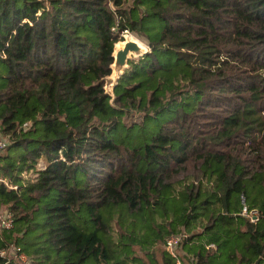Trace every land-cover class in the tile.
<instances>
[{
    "label": "trees",
    "instance_id": "16d2710c",
    "mask_svg": "<svg viewBox=\"0 0 264 264\" xmlns=\"http://www.w3.org/2000/svg\"><path fill=\"white\" fill-rule=\"evenodd\" d=\"M0 133V264H264V0H0Z\"/></svg>",
    "mask_w": 264,
    "mask_h": 264
},
{
    "label": "water",
    "instance_id": "95a60500",
    "mask_svg": "<svg viewBox=\"0 0 264 264\" xmlns=\"http://www.w3.org/2000/svg\"><path fill=\"white\" fill-rule=\"evenodd\" d=\"M128 33L123 36L124 39L119 40L114 44L112 57L113 62L110 65L111 72L104 77V89L107 94L113 97V90L119 78L128 68V63L132 57H141L147 53V49L136 41L128 38ZM119 44H122L119 46Z\"/></svg>",
    "mask_w": 264,
    "mask_h": 264
},
{
    "label": "built area",
    "instance_id": "2783aa9c",
    "mask_svg": "<svg viewBox=\"0 0 264 264\" xmlns=\"http://www.w3.org/2000/svg\"><path fill=\"white\" fill-rule=\"evenodd\" d=\"M24 125H26V124H24ZM8 143H9V140L6 137L0 136V152L5 149V147L8 145ZM245 213H246V208H243V214H245ZM252 214H254V213L252 212ZM250 215H251V213H250ZM251 220H255V217L253 216L251 218ZM12 223H13V218L9 212L5 211L4 214H2V212L0 213V229L1 228H7V229L11 228ZM183 236L184 235H174V236L169 237L166 240L165 249L174 257L176 256V248L180 244ZM211 246L212 245H210V247ZM5 253L6 252H4V251L1 252L2 255ZM6 254H8V253H6ZM9 254L13 255L15 257H18V259L25 264L28 263L25 255L22 253H18V248L12 247ZM177 264H181V263L177 260Z\"/></svg>",
    "mask_w": 264,
    "mask_h": 264
},
{
    "label": "rangeland",
    "instance_id": "374dc122",
    "mask_svg": "<svg viewBox=\"0 0 264 264\" xmlns=\"http://www.w3.org/2000/svg\"><path fill=\"white\" fill-rule=\"evenodd\" d=\"M128 5H129V2L126 4V6H128ZM127 33L129 34V32H127ZM127 33H123V34H121L122 39H124L123 36H124L125 34H127ZM130 34H132V35H133L138 41H140V42L144 45V47L148 50V47H147V45H146V43H145L143 37H140V36H138V35H136V34H134V33H130ZM137 58H138V57H134V56H133L131 60H133V59H137ZM204 130L209 131V126L204 127ZM0 134H1V133H0ZM6 138L9 139L8 137H6ZM237 142L240 144V145L237 146V147H247L246 144L244 143L243 138L237 140ZM262 144H263V143H262ZM234 147H236V144H234ZM261 147H264V145H262ZM44 165H45V162H44L43 160H40L38 166H44ZM38 166H37V167H38ZM4 213H5V210L2 212V214H4ZM162 248H165V247L162 246ZM176 251H177V253H180V254L183 255L182 250H181V247H178V248L176 249ZM188 264H190V263L188 262Z\"/></svg>",
    "mask_w": 264,
    "mask_h": 264
},
{
    "label": "bare ground",
    "instance_id": "6f19581e",
    "mask_svg": "<svg viewBox=\"0 0 264 264\" xmlns=\"http://www.w3.org/2000/svg\"><path fill=\"white\" fill-rule=\"evenodd\" d=\"M128 38H130L131 40H134V41H136L138 44H140V46H142L143 47V45L141 44V42L140 41H138L132 34H128ZM122 44H119V46H121Z\"/></svg>",
    "mask_w": 264,
    "mask_h": 264
}]
</instances>
